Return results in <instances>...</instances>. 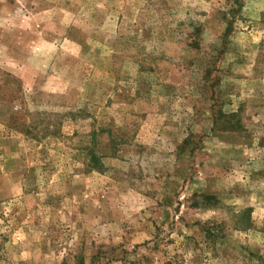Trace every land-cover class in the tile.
<instances>
[{
    "label": "rangeland",
    "instance_id": "1",
    "mask_svg": "<svg viewBox=\"0 0 264 264\" xmlns=\"http://www.w3.org/2000/svg\"><path fill=\"white\" fill-rule=\"evenodd\" d=\"M0 264H264V0H0Z\"/></svg>",
    "mask_w": 264,
    "mask_h": 264
}]
</instances>
